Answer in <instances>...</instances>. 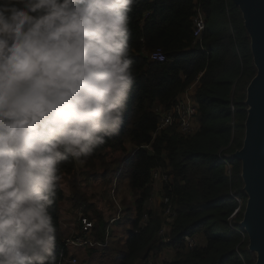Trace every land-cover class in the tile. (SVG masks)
<instances>
[{
  "label": "trees",
  "instance_id": "obj_1",
  "mask_svg": "<svg viewBox=\"0 0 264 264\" xmlns=\"http://www.w3.org/2000/svg\"><path fill=\"white\" fill-rule=\"evenodd\" d=\"M197 10L204 13L206 26L195 40L192 19ZM130 15L136 82L124 124L118 135L81 158L86 165L93 158L104 163L107 152L129 148L117 179L127 181L136 199L132 211L126 209L129 213L121 215L120 221L124 218L130 228L115 264H156L152 259L165 246H171L175 254L157 264H243V260L252 264L247 237L239 225L246 201L240 163L230 158L242 146L245 89L256 72L241 13L232 0H140ZM156 48L164 52V61L146 55ZM195 82L197 131L184 136L175 125L157 130L160 114ZM75 162L62 163L60 176L70 173ZM154 170L159 173L165 219L161 211L145 205L152 194ZM64 198L60 183L51 210L57 230L55 264H73L72 244H66L67 236L60 234ZM168 206L171 214L165 221ZM105 226L93 223L95 233L90 229L83 236L98 243L88 245L91 250L107 245ZM199 233L204 243L189 247L185 237L194 240Z\"/></svg>",
  "mask_w": 264,
  "mask_h": 264
},
{
  "label": "clouds",
  "instance_id": "obj_2",
  "mask_svg": "<svg viewBox=\"0 0 264 264\" xmlns=\"http://www.w3.org/2000/svg\"><path fill=\"white\" fill-rule=\"evenodd\" d=\"M139 2L0 0V264H55L60 165L124 124Z\"/></svg>",
  "mask_w": 264,
  "mask_h": 264
},
{
  "label": "rangeland",
  "instance_id": "obj_3",
  "mask_svg": "<svg viewBox=\"0 0 264 264\" xmlns=\"http://www.w3.org/2000/svg\"><path fill=\"white\" fill-rule=\"evenodd\" d=\"M128 150L126 152H107L104 163L100 158H93L89 165H86L82 160L76 161L74 169L70 173H62L60 183L65 198L61 205L60 234L63 237L67 236L66 239H68L74 235L72 233L78 232L82 228L85 229L84 224L82 225L84 218L91 220L92 225L95 223L102 226L103 222L106 223L107 245L102 248L96 247L93 252L88 245L83 243L72 244L69 250L73 264H115L116 259L124 251V243L121 241L126 239L130 223L126 222L124 218L123 221L120 219L121 215L132 211L136 198L128 189L127 181L120 180L119 177L117 179V173L121 163L128 156ZM103 164L106 165L103 166ZM105 171L106 173H104ZM158 181L159 178L152 179V194L146 200L145 205L148 209L161 211L160 213L165 219L164 209L161 207L160 182ZM238 202L242 201L238 199ZM126 209L129 211L127 212ZM145 220L146 216L143 218V222ZM166 220H168V215H166ZM96 230L97 227L91 229L92 233H95ZM68 235L70 236L68 237ZM76 236L81 237L80 240H84L82 237L85 235L82 232ZM194 240L200 245L204 243L201 233L195 235ZM174 254L175 250L171 246H165L157 254V258L152 261L157 264L164 260H170ZM249 254L251 258V253L249 252ZM88 261L90 263H86Z\"/></svg>",
  "mask_w": 264,
  "mask_h": 264
},
{
  "label": "water",
  "instance_id": "obj_4",
  "mask_svg": "<svg viewBox=\"0 0 264 264\" xmlns=\"http://www.w3.org/2000/svg\"><path fill=\"white\" fill-rule=\"evenodd\" d=\"M232 1L241 13L256 72L245 89L242 146L230 158L240 163L246 195L239 225L247 236V250L255 264H264V0Z\"/></svg>",
  "mask_w": 264,
  "mask_h": 264
},
{
  "label": "built area",
  "instance_id": "obj_5",
  "mask_svg": "<svg viewBox=\"0 0 264 264\" xmlns=\"http://www.w3.org/2000/svg\"><path fill=\"white\" fill-rule=\"evenodd\" d=\"M192 22H193V36H194L195 40H197L200 38V36H201L203 30L205 29V26H206V18H205L204 13L201 10H197L195 15L193 16ZM146 55L149 57L150 60L159 61V62H160L159 59H153L152 57L154 55H163L164 60L166 58L164 52L160 48H156L150 52H147ZM195 84H196V82L191 84L186 89V91L178 98V100L175 102V104H173L171 106V108H169L168 110H166L165 112L160 114V117L158 120V125H157V130H162L163 128H165L167 126L175 125L177 130L184 136L185 135H188V136L192 135L193 133H195L197 131V129H198V121L196 119L197 106H196L194 99H193ZM231 108H232V110L234 109L233 106H231ZM225 159L226 158H224L223 161L226 162ZM227 167L229 168L228 165H227ZM157 178H159L158 170H154L152 172V179L156 180ZM237 210H238V208L235 209L233 215L236 214ZM165 214L168 216L171 214V209L169 206L165 209ZM233 215H231V216H233ZM145 216H147V215H144V217ZM87 220H88L87 218H84L83 219L84 223H82V225L84 224V228H85V229L82 228L85 236H87V234L90 232L91 226H93L91 223L92 221L91 220L87 221ZM165 221H169V218H168V220H165ZM85 230H87V231H85ZM82 238H84V240H80L81 237L73 235V236H70V238L64 240V242L66 244L83 243V244L89 245V246H93V245L98 244L97 242L90 241L89 239H87V237H82ZM185 241L189 247H192L195 243V240H193L192 238H190L188 236L185 237ZM251 259L253 260L252 264H255V258H254L253 254H251ZM71 260L73 261V258ZM150 264H152V263L150 262ZM243 264H249V263L247 261L243 260Z\"/></svg>",
  "mask_w": 264,
  "mask_h": 264
}]
</instances>
